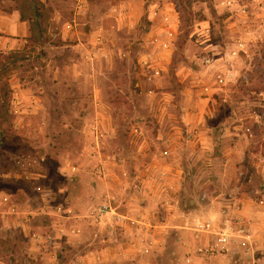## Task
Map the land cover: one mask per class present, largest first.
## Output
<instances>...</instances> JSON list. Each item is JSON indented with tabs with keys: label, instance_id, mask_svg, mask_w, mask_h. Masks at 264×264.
Segmentation results:
<instances>
[{
	"label": "rangeland",
	"instance_id": "rangeland-1",
	"mask_svg": "<svg viewBox=\"0 0 264 264\" xmlns=\"http://www.w3.org/2000/svg\"><path fill=\"white\" fill-rule=\"evenodd\" d=\"M15 51L0 264H264V0H0Z\"/></svg>",
	"mask_w": 264,
	"mask_h": 264
},
{
	"label": "built area",
	"instance_id": "built-area-1",
	"mask_svg": "<svg viewBox=\"0 0 264 264\" xmlns=\"http://www.w3.org/2000/svg\"><path fill=\"white\" fill-rule=\"evenodd\" d=\"M107 209V206L102 205L101 209L98 211L99 214L104 213ZM212 223H210L209 221H207L205 224L201 225V229H204V231H208L212 228ZM231 231H230V227L227 226V224L223 227H219L218 231L215 232V240H216V244L221 246L222 248L225 247L226 245H228L231 241ZM242 238H244V240L250 242L251 241V236L250 234L247 235H243ZM212 253V251H210Z\"/></svg>",
	"mask_w": 264,
	"mask_h": 264
},
{
	"label": "trees",
	"instance_id": "trees-1",
	"mask_svg": "<svg viewBox=\"0 0 264 264\" xmlns=\"http://www.w3.org/2000/svg\"><path fill=\"white\" fill-rule=\"evenodd\" d=\"M40 17H41V15L34 13V15L32 16V19H34V21L37 22ZM20 53H21V51H15V52H9L7 55L0 54V66H2V64L4 62L3 59H5L7 61L9 60L10 62L12 60H17L18 58H20L19 57ZM12 63H14V62L12 61Z\"/></svg>",
	"mask_w": 264,
	"mask_h": 264
},
{
	"label": "crops",
	"instance_id": "crops-1",
	"mask_svg": "<svg viewBox=\"0 0 264 264\" xmlns=\"http://www.w3.org/2000/svg\"><path fill=\"white\" fill-rule=\"evenodd\" d=\"M261 217H262V218H261ZM261 217H260V216H259V217L257 216V217H256V218H257V221H263V220H264V217H263V216H261ZM120 219H121V220H123V219L125 220L124 217H119V220H120ZM247 234H250V236H251V240H252V236H253V234H252L251 231H250V233H240V234H239V236H240V240H241L243 243H246V244L248 243V241L244 240V238H242V236H243V235H247Z\"/></svg>",
	"mask_w": 264,
	"mask_h": 264
}]
</instances>
